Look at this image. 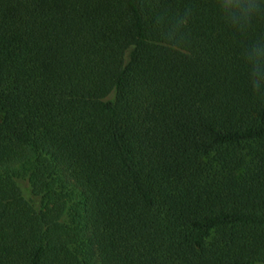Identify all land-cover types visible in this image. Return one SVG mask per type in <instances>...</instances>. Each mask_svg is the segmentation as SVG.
I'll use <instances>...</instances> for the list:
<instances>
[{"label": "trees", "instance_id": "trees-1", "mask_svg": "<svg viewBox=\"0 0 264 264\" xmlns=\"http://www.w3.org/2000/svg\"><path fill=\"white\" fill-rule=\"evenodd\" d=\"M260 253L264 100L211 0H0V264Z\"/></svg>", "mask_w": 264, "mask_h": 264}, {"label": "clouds", "instance_id": "clouds-1", "mask_svg": "<svg viewBox=\"0 0 264 264\" xmlns=\"http://www.w3.org/2000/svg\"><path fill=\"white\" fill-rule=\"evenodd\" d=\"M216 20L235 38L239 62L243 67L249 95L264 100V30L258 28L264 21V0H211ZM152 28L162 41H178L192 9L182 12L167 7L149 9ZM252 264H264V253L253 258Z\"/></svg>", "mask_w": 264, "mask_h": 264}]
</instances>
